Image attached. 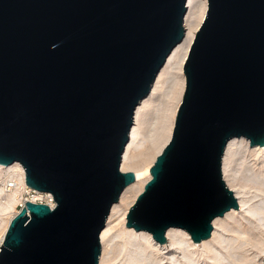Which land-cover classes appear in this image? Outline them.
Listing matches in <instances>:
<instances>
[{"label":"water","instance_id":"1","mask_svg":"<svg viewBox=\"0 0 264 264\" xmlns=\"http://www.w3.org/2000/svg\"><path fill=\"white\" fill-rule=\"evenodd\" d=\"M186 0H0V165L52 194L11 220L0 264H98L134 108L184 35ZM169 143L127 214L128 228L193 242L237 202L221 178L231 138L264 145V0H208L183 65Z\"/></svg>","mask_w":264,"mask_h":264},{"label":"bare ground","instance_id":"2","mask_svg":"<svg viewBox=\"0 0 264 264\" xmlns=\"http://www.w3.org/2000/svg\"><path fill=\"white\" fill-rule=\"evenodd\" d=\"M185 10L186 11L183 18L184 35L182 40L168 54L164 63L157 72L149 92L137 103L136 107L134 108L132 123L127 135L128 141L121 153L119 164V171L121 173H133L134 181L122 190L117 201L114 202L109 209L108 215L106 216V220L104 222V227L98 236L100 245L98 264L101 256V247L103 246V243L105 242V239L111 230L110 223L117 219V216H119L121 210L123 215V224L125 223L127 233L134 241L136 235L142 236L147 234L149 238H145V242L148 247L154 249L157 253L160 252L166 255H170L174 247L178 246L180 249L190 247V241H192L190 234L186 230L178 227H168L164 232L165 241L163 243H159L153 239L150 232L144 230L136 231L134 228H128L126 226V217L129 209L132 208L137 198L143 193L146 183L151 179V167L153 166L157 156L161 154L171 139L177 111L181 104L186 87V77L183 70V65L189 56L195 35L197 31H199L207 15L208 0H186ZM237 140L243 141L246 148L264 154V145L250 146L249 141L243 137L231 138L227 142L221 159V178L225 187L232 192L233 197L237 202L238 208L231 209L222 217H216L213 219L211 223L212 231L214 228L213 234L211 231L212 241L218 245L225 244L227 242L220 231L222 226L221 218H227L229 212L234 213L233 211L237 210V212H242V209L247 206L243 195L239 196L240 192L234 191L233 187L226 182L224 176L223 166L231 147ZM145 164H150V168L147 171V180L142 182L141 179L143 173L141 170ZM0 170H3L6 175L5 178L3 175L0 186L2 187L4 196L8 194L6 198H4L5 202L0 208L1 248L11 220L20 212L21 208L24 207L26 201H33V199L31 200L26 196L28 189H34L26 185L25 171L21 164L15 162L8 166L0 165ZM262 203L258 204L262 206L258 210H251L248 207L246 208V210L248 209L249 213L256 214L260 221L264 219V214L261 212L264 210ZM123 209H126L124 213ZM210 237L208 239H210ZM208 239L202 240L198 243L192 241V243H194L193 246H205L211 253H216V250L213 247L208 246V244L211 242H204ZM231 245L229 246V250L234 253L238 247ZM141 250L144 252L143 248H141ZM220 257L221 256H219L217 259L219 263L224 261V258ZM237 258V255L233 254L231 261L228 263L237 264ZM242 261L244 264H250L244 262V259L241 258L240 262ZM137 262L139 264H153L151 263L152 261L150 259H143L142 255H139ZM259 264H264V255L261 258Z\"/></svg>","mask_w":264,"mask_h":264},{"label":"rangeland","instance_id":"3","mask_svg":"<svg viewBox=\"0 0 264 264\" xmlns=\"http://www.w3.org/2000/svg\"><path fill=\"white\" fill-rule=\"evenodd\" d=\"M243 143L241 140L234 143L223 168L226 182L234 191L240 192L239 196L243 195L247 206L242 212H237L238 210L233 211L234 213L229 212L227 218H221L220 231L227 240L225 244L218 245L212 241L214 228L210 239L204 241L211 242L208 246L213 247L216 253H211L205 246H193L192 241L190 247L183 249L174 247L170 255L157 253L146 244L145 238H149L147 234L136 235L135 241L129 237L125 223L123 224L121 210L117 219L110 223L111 230L101 247L99 264H139L137 262L139 255H142L143 259H150L153 264H229L233 254L238 257L237 264H244L243 261L240 262L241 258L244 262L259 264L264 255V219L260 221L256 214L249 213L246 208L258 210L262 207L258 204L262 202L264 206V154L246 148ZM149 168L150 164L143 166L142 182L147 180ZM3 172L0 170V183L3 175L6 177ZM7 195L4 196L0 186V208ZM125 211L126 209H123V213ZM261 212L264 214V210ZM231 243L238 247L234 253L229 250ZM219 256L224 258L221 263L217 260Z\"/></svg>","mask_w":264,"mask_h":264},{"label":"built area","instance_id":"4","mask_svg":"<svg viewBox=\"0 0 264 264\" xmlns=\"http://www.w3.org/2000/svg\"><path fill=\"white\" fill-rule=\"evenodd\" d=\"M26 196L31 200L33 199V201H26V202H31L33 204L46 205L50 209H54L53 207H55L56 205L55 201L53 200L52 194L47 193V192H38L36 190L28 189V193L26 194Z\"/></svg>","mask_w":264,"mask_h":264}]
</instances>
